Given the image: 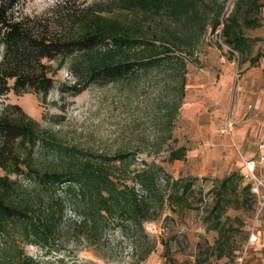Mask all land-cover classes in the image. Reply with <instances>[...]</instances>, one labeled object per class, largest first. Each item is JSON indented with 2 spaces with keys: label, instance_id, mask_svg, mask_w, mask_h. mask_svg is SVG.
I'll use <instances>...</instances> for the list:
<instances>
[{
  "label": "rangeland",
  "instance_id": "obj_1",
  "mask_svg": "<svg viewBox=\"0 0 264 264\" xmlns=\"http://www.w3.org/2000/svg\"><path fill=\"white\" fill-rule=\"evenodd\" d=\"M113 1L110 11L117 14L116 0H20L15 11L31 19H46L49 30L60 31L70 24L72 13L91 6L107 13ZM236 1H199L204 26L183 28L184 42H167V21H145L134 36L153 42L150 56L159 61L121 80L91 84L76 95L61 92L58 86L74 79L67 59L54 75L56 86L45 99L33 92L12 91L0 97V113L7 105H17L36 121L42 136L95 155L127 154L125 173L122 167L115 172L138 194L145 195L147 190L135 181L134 174L151 168L155 175V185L147 196L153 212L142 223L143 231L128 223L120 231L110 219L99 240L73 239L63 252L46 253L29 247L31 255L51 263L63 257L68 264L261 263L259 238L264 232V207L258 211L255 201L241 190L246 181L238 177L244 172L242 159H249L254 152L253 158L257 157L252 145L264 136V0L249 13L245 4L236 10L241 31L251 45L247 54L232 51L221 36V25L212 31L209 24L220 7L221 18L229 17ZM247 14L256 18L259 26H246L243 16ZM145 46L138 44L129 50V58L150 57L145 55ZM257 53L260 56L252 64L250 58ZM257 103V108L248 109L249 104ZM228 119L234 122L230 135L222 132ZM180 148L182 158L170 160L171 151ZM32 156L31 164L40 169L62 159L52 147L38 146ZM230 173H235L231 185L238 184L235 192L221 188L222 179ZM10 177L19 184L12 191L15 200L37 203L49 193L26 175ZM176 179L191 183L186 202L181 205L166 198ZM220 190L226 199L220 221L225 236H229L222 256H218V240L223 236L218 229L210 228L211 220L205 218ZM243 197L248 198L246 203L241 202ZM66 218H77L69 206ZM149 222L154 226L152 231L144 228ZM6 229L10 236L0 234V246L18 241L15 229ZM251 230L258 240L247 246Z\"/></svg>",
  "mask_w": 264,
  "mask_h": 264
},
{
  "label": "trees",
  "instance_id": "obj_2",
  "mask_svg": "<svg viewBox=\"0 0 264 264\" xmlns=\"http://www.w3.org/2000/svg\"><path fill=\"white\" fill-rule=\"evenodd\" d=\"M199 1L202 0H116L117 14L110 11L115 1L109 3L107 13L91 6L72 13L70 24L56 31L49 30L46 19L17 15L15 9L20 0H0V97L12 91L15 94L33 92L45 99L56 86L54 75L67 59L74 79L72 83L59 85L58 90L70 95L79 94L91 84L115 82L138 68L156 64L159 59L150 56L154 43L135 37L137 27L145 21H167L170 25L167 42H184L183 28L195 24L204 26V12L202 17ZM243 4L248 7V13L262 5L259 0H237L235 11L229 17L221 18L220 7L209 22L212 31L221 25L224 42L242 55L250 52L251 47L241 31L236 13ZM243 23L249 27L260 24L249 15L243 16ZM104 44L107 46L101 49ZM138 44L146 45L144 52L150 57L129 58V50ZM259 56L257 53L250 58L252 64ZM49 137L42 136L36 121L17 105H7L0 113V234L9 237L6 228L11 226L18 239L0 246V264H68L63 257L52 263L42 262L30 254L29 247L50 253L63 252L73 239L94 242L102 237L110 219H114V226L121 228L120 231L126 223L143 231L142 223L149 220L153 212L147 197L155 185L151 168L134 174L135 181L147 190L145 195H140L115 172L128 165L127 154L95 155ZM38 146L56 149L61 161L42 169L33 166L30 161ZM182 156L183 148H180L171 151L169 159ZM125 170L121 172L125 173ZM10 175H26L41 190L49 191L47 197L38 199L37 203L15 200L12 191L19 184ZM234 175L230 173L222 179L223 190L229 187L236 191L238 184L231 185ZM238 178L245 182L243 173ZM190 187L189 181L182 184L178 179L173 180L172 191L166 198L169 203L181 205L186 202L185 195ZM241 190L256 203L249 183L245 182ZM223 194L222 190L216 193L205 217L211 220L209 227L218 229L220 237L223 236L218 240V256L224 254V244L227 245L229 239L220 221L226 206ZM247 200L243 197L241 202ZM67 206L77 215L76 219L66 218Z\"/></svg>",
  "mask_w": 264,
  "mask_h": 264
},
{
  "label": "built area",
  "instance_id": "obj_3",
  "mask_svg": "<svg viewBox=\"0 0 264 264\" xmlns=\"http://www.w3.org/2000/svg\"><path fill=\"white\" fill-rule=\"evenodd\" d=\"M258 103L249 104L248 109L250 108H257ZM234 122L230 119L227 120L224 129L222 132H227L230 135L231 127L233 126ZM258 154L256 158L250 159H242L244 172L243 177L247 183L250 184L251 192L256 196V204L258 207V211H260L264 207V180L257 172V166L264 162V136L261 137L257 144ZM144 228L146 231H152L154 226L149 222L144 224ZM258 239L257 233L254 230H251L248 234L247 238V246L255 243Z\"/></svg>",
  "mask_w": 264,
  "mask_h": 264
},
{
  "label": "crops",
  "instance_id": "obj_4",
  "mask_svg": "<svg viewBox=\"0 0 264 264\" xmlns=\"http://www.w3.org/2000/svg\"><path fill=\"white\" fill-rule=\"evenodd\" d=\"M258 142H259V140L255 141L252 145L256 149L257 154H258V148H257ZM250 149H251V145H249V150ZM255 155H256V152H254V154H250L249 159L253 158ZM257 172L264 180V162L257 166ZM252 244H254V243H252ZM259 248H260L259 254L262 255L260 264H264V232H263V236L261 237V235H260V238H259Z\"/></svg>",
  "mask_w": 264,
  "mask_h": 264
}]
</instances>
